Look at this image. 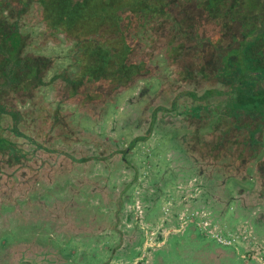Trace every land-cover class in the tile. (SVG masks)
Wrapping results in <instances>:
<instances>
[{"label":"trees","instance_id":"obj_1","mask_svg":"<svg viewBox=\"0 0 264 264\" xmlns=\"http://www.w3.org/2000/svg\"><path fill=\"white\" fill-rule=\"evenodd\" d=\"M152 79L164 80V91L167 85L158 109L180 136L197 141L198 175L215 179L227 195L230 180L243 192L264 155V0H0V171L26 166L38 151L69 155L38 137L42 107L33 90H54L48 116L62 130L63 103L88 112ZM210 131L213 139L204 136ZM248 194L264 205V185Z\"/></svg>","mask_w":264,"mask_h":264},{"label":"rangeland","instance_id":"obj_2","mask_svg":"<svg viewBox=\"0 0 264 264\" xmlns=\"http://www.w3.org/2000/svg\"><path fill=\"white\" fill-rule=\"evenodd\" d=\"M162 81H138L88 112L63 103L62 130L48 116L54 90H33L42 107L38 137L69 155L38 151L26 166L0 171V264H264V205L245 198L264 185V155L241 193L240 183L230 180L227 195L198 175L197 141L180 136L158 109L167 92ZM240 148L232 146L226 159Z\"/></svg>","mask_w":264,"mask_h":264},{"label":"crops","instance_id":"obj_3","mask_svg":"<svg viewBox=\"0 0 264 264\" xmlns=\"http://www.w3.org/2000/svg\"><path fill=\"white\" fill-rule=\"evenodd\" d=\"M227 205V204H226ZM228 208V206H226Z\"/></svg>","mask_w":264,"mask_h":264}]
</instances>
